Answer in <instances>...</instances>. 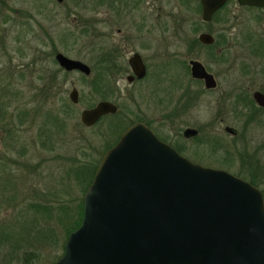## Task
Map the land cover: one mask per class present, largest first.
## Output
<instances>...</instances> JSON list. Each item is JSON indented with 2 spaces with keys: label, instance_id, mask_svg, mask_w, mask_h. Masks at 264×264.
<instances>
[{
  "label": "rangeland",
  "instance_id": "374dc122",
  "mask_svg": "<svg viewBox=\"0 0 264 264\" xmlns=\"http://www.w3.org/2000/svg\"><path fill=\"white\" fill-rule=\"evenodd\" d=\"M198 2L0 0V100L7 105L0 118V248H5L4 234L11 238L26 230L32 235L27 246L32 264H50L79 224L83 193L105 150L122 130L111 125L108 136L115 137L111 142L105 130L107 118L91 128L79 121L82 110L107 101L106 74L100 69L105 60L110 67L128 69V57L133 52L141 56L147 72L143 85L149 88L137 84L129 89L124 80L127 72H115L112 98L118 93L115 99L121 106L134 110L135 103L149 119L158 115L154 131L168 141L175 128L163 119L187 83V41L200 32L211 34L223 49L218 64L205 50L192 48L191 57L218 75L217 90L200 97L201 120H210L215 98L232 89V83L239 91L247 90L254 81L249 74L264 65V8L250 12L229 0L210 23L202 25ZM56 53L83 63L89 75L64 73L54 61ZM135 87L143 88V93L137 94ZM73 89L76 104L68 100ZM125 89L133 92L134 101L120 97ZM245 94L249 97V92ZM229 125L239 133L234 140L223 134L221 126L212 129L236 145V154L230 152L229 157L232 166L218 160L217 154L199 161L253 180L255 188L264 191V172L247 171L253 130L242 121ZM261 160L264 164V152ZM83 169L91 172L79 180L76 174Z\"/></svg>",
  "mask_w": 264,
  "mask_h": 264
},
{
  "label": "water",
  "instance_id": "95a60500",
  "mask_svg": "<svg viewBox=\"0 0 264 264\" xmlns=\"http://www.w3.org/2000/svg\"><path fill=\"white\" fill-rule=\"evenodd\" d=\"M226 1L199 0L200 20L210 21ZM235 1L264 7V0ZM197 39L212 42L205 33ZM53 58L64 72L90 73L61 53ZM127 64L135 78L143 77L138 54ZM192 71L211 80L196 63ZM253 98L264 106L261 95ZM68 100L77 103L76 90ZM115 110L100 101L80 112V124L90 127ZM54 264H264L262 194L225 171L191 163L134 124L99 160L82 196L80 224L67 235Z\"/></svg>",
  "mask_w": 264,
  "mask_h": 264
},
{
  "label": "flooded vegetation",
  "instance_id": "af4514ba",
  "mask_svg": "<svg viewBox=\"0 0 264 264\" xmlns=\"http://www.w3.org/2000/svg\"><path fill=\"white\" fill-rule=\"evenodd\" d=\"M228 1L229 0H227L221 8H219L217 11L213 13L210 21L202 22L200 20V23H202V25L210 23L214 19V17L224 9ZM237 6L240 9L247 10L250 12L261 11L264 8V7L256 8V7H248V6H239V5ZM201 33L210 35L212 38V42L209 44H204L199 42L197 37ZM199 34H197L195 40L190 39L189 41H187L188 57L185 61L186 71H187L186 74L188 77L187 83H185L184 89L181 92V94H178V96H176V98L173 99L172 105H170V109L165 115L166 119L165 118L163 119L164 121H167V124H170L171 127L175 128V130L171 133V136L169 137L170 138L169 141L166 140L165 137H161L156 131H154L155 126L153 124L159 125L160 122L158 115L149 119L148 117H144L143 112L136 107L135 103H134V110L133 109L131 110V108L127 105L121 106L117 102L119 96L118 93L115 94L117 99H115L116 97L112 98V94L114 93L112 91L113 85L111 82L117 80L116 77L114 76L115 72L116 74L121 72H127L125 73L124 80L126 82L127 87H129V89H133L130 87L135 86L137 84L141 85V87L145 88V90L149 88L148 86L143 85V81L145 80L147 75L146 67L143 63L141 56L136 52H133L131 56L133 54H138V56L140 57L141 62L144 66L143 77L137 79L131 73V70L127 64V60L131 56L128 57V59L126 60V65L128 69L126 68L123 69L121 66H117L116 64H113V66L110 67V65L107 64V73H106L107 101L106 100L104 101L114 105L116 110L114 113H107L106 115L101 116L92 126L87 128H91L97 123H99L102 119L107 118V124L105 130L107 133V141H111V142L115 139V137L113 139V136H111L110 138L108 136L109 130H111L112 128L111 125L117 124L116 131L122 128L121 132H119L118 136L116 137L112 145L107 147V150H105V152H107L117 143L121 134L127 128H129L134 124H140L146 127L154 135V137H156L162 143L168 145L182 158L190 161L191 163L200 165L202 167L217 169V168L207 167L209 165L205 166L204 165L205 163L199 160L201 159L205 160L207 158L210 159L209 156L210 154H217L219 156L218 160H220L224 164H227L228 166H232L231 163L232 160L229 157H231V153L236 154L237 149H236V145L233 142H225V140L222 138L221 135H216L217 131L212 129L213 126L216 125L221 126L223 134L234 140L239 136V133L237 129L232 127V125H229V122L232 121V123H234L235 121L236 122L242 121L243 125L248 126L253 130L251 146L249 150L250 152L248 153L250 158V163H249V169H247V171L264 172V164L262 163L261 160V155L264 152V131L261 132L262 129H264V106L259 105L256 102V100L253 98L254 94L258 93L264 99V65H259V67L255 70V73L249 74L250 77H253V79L251 78L252 79L251 81L253 80L254 81L249 83L248 87L246 88L247 90L239 91V89L235 86V83H232V89H230L228 92L225 93L222 92L220 96H217L215 98L216 105L212 111L210 120L203 121L201 120L200 115L198 116V114H200L201 112V110L197 108L198 104L200 103V97H202V95L205 93H213L217 90L218 75L210 71L207 66H205L195 58L191 57L193 51L192 48L193 47L197 48V50L200 51L205 50L204 52H208V55L211 56L210 60H214L218 64H219L218 60H221L220 56L222 55L221 52L223 51V49L222 47H217L218 42L214 40L211 34L206 32H200ZM214 48L217 51L213 53ZM220 50L221 52L219 53ZM193 63L198 64L199 71L201 70L205 75H208L211 78L209 82L208 81L206 82L205 79L200 76L193 75V71H192ZM111 69L113 70L112 72ZM115 84L116 83L114 82V85ZM152 86L154 88L156 87L154 82L152 83ZM141 87H135L138 90L137 94L139 95L140 93L142 94L144 91V89ZM244 91L249 92V97L245 94L246 92ZM132 93L133 92H131V90L129 91L128 89H125V91L123 92V94H121L120 97H123V99L125 100L134 101V98L130 97ZM158 102L159 100L156 99L154 103L156 104V107H154L155 108L154 110L158 109V104H159ZM209 127L211 128V130H209ZM257 132H259V134ZM115 133L117 134V132ZM256 134H258V136ZM214 167H218V166H214ZM241 167H239V170H243V168ZM217 170H222V169H217ZM4 235H6L7 241H5L4 243L5 248H0V264H32L33 257L32 254L30 253V250H28L27 248L28 244L32 239L31 237L32 235L26 232V230L23 235H19L17 233L16 236H12L11 238L8 237V234H4ZM50 236L51 238L53 237L52 235ZM66 238L60 245L61 254L54 260V262L50 264H54L62 256L63 245L66 241ZM37 240L39 239L33 238V241H37Z\"/></svg>",
  "mask_w": 264,
  "mask_h": 264
},
{
  "label": "trees",
  "instance_id": "16d2710c",
  "mask_svg": "<svg viewBox=\"0 0 264 264\" xmlns=\"http://www.w3.org/2000/svg\"><path fill=\"white\" fill-rule=\"evenodd\" d=\"M186 0H184V2H185ZM103 65H102V67L100 68L102 71H104L103 73L104 74H106V70H107V61L105 60L104 61V63H102ZM101 71V72H102ZM64 72V71H63ZM64 73H67V72H64ZM5 106L7 107V105H6V103H4V102H1V100H0V118L2 117V116H4L5 115ZM53 120V119H52ZM53 123V122H52ZM86 169V168H85ZM89 169V168H88ZM89 172H91V171H88V170H81V171H79V173H77L76 174V177H77V179H81V180H83V178L85 177V176H87L88 174H89ZM91 175V174H90ZM81 176V177H80ZM80 177V178H79ZM237 177H239L238 175H237ZM240 179H242V180H244V181H246L245 179H243V178H241V177H239ZM246 182H248L250 185H252V186H254L255 187V185H254V181L253 180H251V181H249V180H247ZM261 192V194H262V197H263V206H264V191H260ZM81 207V206H80ZM81 209V208H80ZM80 217H81V215H80ZM76 226H78V225H76Z\"/></svg>",
  "mask_w": 264,
  "mask_h": 264
}]
</instances>
